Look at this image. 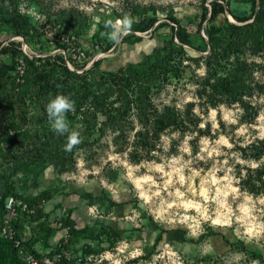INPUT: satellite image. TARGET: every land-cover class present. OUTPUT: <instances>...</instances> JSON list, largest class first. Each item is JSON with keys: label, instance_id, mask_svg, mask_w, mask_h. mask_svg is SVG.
Segmentation results:
<instances>
[{"label": "rangeland", "instance_id": "rangeland-1", "mask_svg": "<svg viewBox=\"0 0 264 264\" xmlns=\"http://www.w3.org/2000/svg\"><path fill=\"white\" fill-rule=\"evenodd\" d=\"M210 1L0 0V224L8 185L59 188L44 203L55 228L69 212L58 205L64 194L81 186L101 197L68 264H264V54L224 42L209 68L212 46L198 25ZM225 6L214 24L229 36L232 13L248 14L250 5ZM125 16L131 28L109 39L107 22ZM174 18L191 31V45L169 59L164 49L155 63L153 49L168 35L154 28ZM58 94L74 101L69 131L89 143L70 152L46 110ZM96 100L116 101L122 113L96 112ZM167 106L177 120L160 126ZM19 215L28 237L52 243L43 248L50 254L61 230ZM154 222L173 231L157 239ZM101 224L125 231L117 238ZM0 264H24L1 233Z\"/></svg>", "mask_w": 264, "mask_h": 264}, {"label": "trees", "instance_id": "trees-1", "mask_svg": "<svg viewBox=\"0 0 264 264\" xmlns=\"http://www.w3.org/2000/svg\"><path fill=\"white\" fill-rule=\"evenodd\" d=\"M250 5V13H246L245 11H240L238 13H232L233 17L236 19L237 22L232 23V32L229 36H226L224 33L220 32L221 27L216 26L214 24L215 18L221 14L225 13L226 6L225 4H229V0H211L209 3L206 4V2L203 3V11L200 23L198 25V29H203L205 34L208 36V41L212 46V52L207 56L206 65L211 67V60L212 58H215L217 56L216 50L220 48V45L224 42L230 46V47H241L248 43H251L254 48L264 54V0H245ZM259 3V7L257 8ZM207 20L209 21V26H203V22ZM156 20L150 19L148 25H146V29L151 27L153 23H155ZM161 28L166 29V33L168 35L167 40L165 41V44L162 48L155 47L153 49V56L152 59H154L155 63L158 58L160 57V51L166 49V54L162 57V59H169L172 55V52L175 49H182L186 45H191V31L184 25H182L177 19H173V24L169 21H160L156 24L154 30H160ZM140 40V38L138 39ZM141 41V40H140ZM148 54H143L142 59L148 58ZM152 61V62H154ZM118 75L116 76V86L119 91V95L124 91L123 89V81L127 77L125 76V73L123 71L122 66L117 69ZM215 76V75H213ZM127 80V79H126ZM230 88L231 83L227 84ZM116 101H112L110 103H107L103 100H96L94 102V109L96 112H101L103 115H106L107 117H110V114L113 111H117L118 113H122L120 111L119 106H114ZM124 104V101L121 103ZM174 108L167 106L163 110L161 114L157 116V119L159 120L160 126H167L174 122V119L177 120V115L175 114ZM100 121L103 120V118H99ZM82 141V140H81ZM81 145H87L88 142L82 141L80 143ZM7 192H9V195H14L20 199H22L29 208L34 209V212L32 214H27L25 212H20L21 214H25L30 216L34 221L37 222V225L41 230H46L47 232L55 231V230H61L68 227V238L67 240L64 237H61V239L58 241V246L50 251V254L48 255H55L57 252L62 251L63 249L70 250V247L74 242L84 233L87 232L88 226L79 227L77 226L76 220L71 216L72 210H69V212L64 215V219L62 220V224L55 228L54 226H48V223L46 222L47 213L44 211V203L47 201L52 200L57 193L60 191L57 187H50L47 189H43L37 193H20L16 190L15 187L8 185L6 188ZM72 192H76L75 189H71ZM8 195V196H9ZM80 197L85 198L89 200V202L94 203L97 201L101 196V191H88L82 194H79ZM6 196V198L8 197ZM6 201V199H5ZM61 206V203L58 204ZM19 213V214H20ZM20 215L13 221L15 228L18 230L19 237L22 236V233H24V225L21 222ZM151 223H153L151 221ZM1 225V224H0ZM154 226L160 230V233L157 237L159 239L161 237V233L164 232H171L173 231L172 228L165 227L163 225H160L158 223L154 222ZM101 227L106 232H112L115 237L120 238L122 234L124 233V229H115L111 225H105L101 224ZM180 231H183V229H178ZM1 233V229H0ZM222 236H226L224 232H221ZM3 237V236H2ZM3 240L5 242L6 248L8 251L13 252L18 255V257L22 260L21 256L18 253L17 247L14 245V243L3 237ZM24 244L27 248L32 250L34 253H36L38 256H43L45 253L39 252L34 248V240L31 237H28L26 235ZM22 262L25 264V262L22 260ZM69 261L67 259L62 258L55 264H68Z\"/></svg>", "mask_w": 264, "mask_h": 264}, {"label": "built area", "instance_id": "built-area-1", "mask_svg": "<svg viewBox=\"0 0 264 264\" xmlns=\"http://www.w3.org/2000/svg\"><path fill=\"white\" fill-rule=\"evenodd\" d=\"M5 207L7 210V216L0 225L1 235L14 243L25 264H55L62 258L67 259L68 261L71 259L72 253L67 249H63L62 251L57 252L55 255L44 254L43 256H38L32 250L27 248L24 244L26 237L25 232L19 237L18 230L15 228L13 221L18 217L19 212L32 214L34 209L29 208L22 199L14 195H9L6 198ZM59 224L61 225L62 222ZM62 232V237L67 240L68 227L63 229Z\"/></svg>", "mask_w": 264, "mask_h": 264}, {"label": "clouds", "instance_id": "clouds-1", "mask_svg": "<svg viewBox=\"0 0 264 264\" xmlns=\"http://www.w3.org/2000/svg\"><path fill=\"white\" fill-rule=\"evenodd\" d=\"M133 19L130 16H125L123 19L117 20L115 23L108 21L106 26L111 27V31L107 33L109 39L117 40L123 31L131 28ZM48 118L51 123L52 130L59 135L67 134V143L65 151H72V149L80 144L81 133L77 130L69 131V124L67 122V113L75 110L74 101L70 96L58 94L51 99L46 106Z\"/></svg>", "mask_w": 264, "mask_h": 264}, {"label": "crops", "instance_id": "crops-1", "mask_svg": "<svg viewBox=\"0 0 264 264\" xmlns=\"http://www.w3.org/2000/svg\"><path fill=\"white\" fill-rule=\"evenodd\" d=\"M71 189H75L76 192H70L68 195L64 194V199L63 201H60L61 205L63 206V209H68L72 210L71 216L76 220L77 226L79 227H84L86 226L85 220H90L91 217V211L93 210L94 204H85V202L89 201L85 198L80 197L79 194L88 192V191H98L94 190L92 188H86V187H72ZM46 208V207H44ZM62 237V231L60 234H57L56 238H58V241ZM52 249V243L48 244L46 241H35L34 242V248L39 251L44 253V249Z\"/></svg>", "mask_w": 264, "mask_h": 264}, {"label": "water", "instance_id": "water-1", "mask_svg": "<svg viewBox=\"0 0 264 264\" xmlns=\"http://www.w3.org/2000/svg\"><path fill=\"white\" fill-rule=\"evenodd\" d=\"M259 7V3H258V6H257V8Z\"/></svg>", "mask_w": 264, "mask_h": 264}, {"label": "bare ground", "instance_id": "bare-ground-1", "mask_svg": "<svg viewBox=\"0 0 264 264\" xmlns=\"http://www.w3.org/2000/svg\"><path fill=\"white\" fill-rule=\"evenodd\" d=\"M138 183H139V181L138 180H136Z\"/></svg>", "mask_w": 264, "mask_h": 264}]
</instances>
